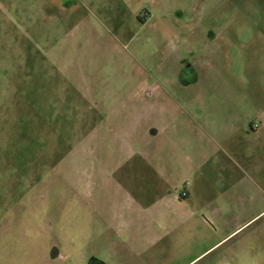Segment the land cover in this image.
<instances>
[{
	"label": "rangeland",
	"instance_id": "374dc122",
	"mask_svg": "<svg viewBox=\"0 0 264 264\" xmlns=\"http://www.w3.org/2000/svg\"><path fill=\"white\" fill-rule=\"evenodd\" d=\"M0 264H264V0H0Z\"/></svg>",
	"mask_w": 264,
	"mask_h": 264
},
{
	"label": "crops",
	"instance_id": "0c3cea01",
	"mask_svg": "<svg viewBox=\"0 0 264 264\" xmlns=\"http://www.w3.org/2000/svg\"><path fill=\"white\" fill-rule=\"evenodd\" d=\"M152 132V134H155L156 133V131H151ZM147 134V133H146ZM133 174V173H132ZM184 191H186V193H187V199H189V200H186V201H181L179 198H177V197H171V199H170V201H169V203H168V206H170V207H172L174 210H176V211H181V210H183V209H189L192 213H189L190 215L192 214L193 216H195V215H197L196 214V212H197V210L200 208H203L204 206H202L200 203V201L199 200H195L194 199V197H196L195 196V192H194V190L192 189V188H188V189H185ZM192 196H193V198H192ZM199 201V202H198ZM206 208V207H205ZM129 209V210H128ZM204 209V208H203ZM122 211L124 210V211H128V212H130L131 213V210H130V208H128V206L127 207H124V208H122L121 209ZM206 210H208V209H206ZM205 210V211H206ZM123 213V212H122ZM203 218V217H202ZM206 218V217H205ZM162 222V225L164 226V228L165 227H171L170 225H169V221L167 222V219H163V220H161ZM122 224H125V225H127V229L131 226V225H129V221H126V222H122ZM209 250V249H208Z\"/></svg>",
	"mask_w": 264,
	"mask_h": 264
},
{
	"label": "built area",
	"instance_id": "2783aa9c",
	"mask_svg": "<svg viewBox=\"0 0 264 264\" xmlns=\"http://www.w3.org/2000/svg\"><path fill=\"white\" fill-rule=\"evenodd\" d=\"M181 196H182V197H186V196H187L186 191L183 190V191L181 192Z\"/></svg>",
	"mask_w": 264,
	"mask_h": 264
},
{
	"label": "flooded vegetation",
	"instance_id": "af4514ba",
	"mask_svg": "<svg viewBox=\"0 0 264 264\" xmlns=\"http://www.w3.org/2000/svg\"><path fill=\"white\" fill-rule=\"evenodd\" d=\"M96 263H97V261H96Z\"/></svg>",
	"mask_w": 264,
	"mask_h": 264
}]
</instances>
